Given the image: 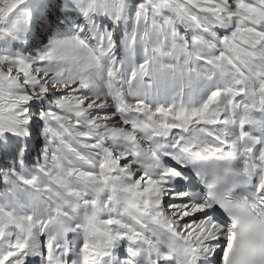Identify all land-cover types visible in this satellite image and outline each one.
I'll return each mask as SVG.
<instances>
[{"label":"rangeland","instance_id":"obj_1","mask_svg":"<svg viewBox=\"0 0 264 264\" xmlns=\"http://www.w3.org/2000/svg\"><path fill=\"white\" fill-rule=\"evenodd\" d=\"M10 1L0 0V112L7 115L0 116V231L5 229L3 237L6 234L0 243L4 240L8 247L0 250L3 256L21 243L40 244L39 239L54 237L46 216L49 200L67 186L60 172L74 175L88 171L87 166L82 167L86 161L88 165L95 164V159L99 165L104 163V156L99 158L90 148L79 147L71 136L73 130L95 146L105 147L107 155L115 151L111 156L121 169L131 162L138 168L134 160L137 150L126 153L121 147V140L131 141L126 135H132L128 124L132 112L113 105L115 93L127 103L151 106L155 111L171 109L167 115H179L181 119L168 121L158 114V131L177 127L173 128L176 136L166 140L172 144L188 128L194 138H218L210 124L222 128V123L236 120L240 110L232 114L231 105H243L242 112L256 106L251 101L254 96L245 95L252 86L249 76L242 74L230 55L237 58L239 51V59L263 82L264 0H26L5 15ZM230 27L246 40L237 42L240 47L226 31ZM223 58L233 67L222 64ZM208 63L209 72L204 69ZM112 80L118 81L114 94L108 92L115 83ZM218 90L225 96L226 114L220 107L208 105L209 97ZM196 99L208 107L211 116L201 115L203 107L192 104ZM105 104L113 108H98ZM113 115L118 117L110 120ZM186 118L194 121L192 127L185 124ZM141 119L151 131L156 129L145 116ZM122 154L129 156L120 163ZM62 161L68 169L61 167ZM164 162L169 171H180L181 184L175 182L176 190L170 181L173 176L166 179L161 172V176L150 177L144 168L135 173L136 181L143 179L144 185L136 187L151 191L160 185V208L181 223L202 227L210 217L194 208L202 204L176 211L171 208L186 202L179 196L188 188L185 175L189 174L177 169L174 160ZM68 192L76 189L68 187ZM91 208L95 211L98 206L93 203ZM39 219L44 220L42 235L31 227ZM47 256L46 248L42 259ZM43 262L37 260L36 264Z\"/></svg>","mask_w":264,"mask_h":264},{"label":"bare ground","instance_id":"obj_2","mask_svg":"<svg viewBox=\"0 0 264 264\" xmlns=\"http://www.w3.org/2000/svg\"><path fill=\"white\" fill-rule=\"evenodd\" d=\"M25 1L11 0L6 5L4 14H9L16 6ZM227 30L233 35L234 39L231 37L232 41L237 46L240 47L239 43L246 41L234 33L235 31H233L232 27L230 29L226 28ZM228 53L230 54L229 51ZM237 53L239 54L237 58L233 55H230V58L235 66L240 67L239 69L243 71V75L249 76L252 86L247 91L248 93L246 92L248 95H245L254 96L251 101L255 100L253 104L255 102L254 105L257 108L255 106L252 110L242 112L241 108L243 105L240 107L236 104L238 101H235L236 108L231 105L230 110L233 112L232 114L237 113L236 109L240 110L237 113V119L232 118V120L222 123V128L210 124L211 132H218V138L214 137L211 140L192 137L189 135L188 128L184 136L180 139L177 136V139H174L173 143L176 141L175 144L166 143V140L176 136L173 128L176 129L177 127L173 126L169 132L162 133L158 131L156 128L160 125L158 114H162L168 121H177L181 117L174 113L167 115L166 112H172L171 109L166 110V112H163V109L155 111L151 106L141 107L140 103H127L123 96L117 95V93H115L116 95L114 94L113 88H118V81L112 80L116 85H114L115 83L112 84L108 92L114 94V98H112L113 105L125 106L132 112L130 115L133 116L128 123L131 125L132 135H126L129 136L131 141L125 143L121 140L123 143L120 146L126 153L137 150L134 152V160L138 168H135L131 162L130 166L121 169L118 167L117 159L115 160L111 156L115 155V151L107 155L104 150L106 149L105 147L103 149V147L95 146L91 140L83 139L85 135L83 136L73 130L71 136L80 145L79 147L90 148L95 151L94 154L99 158L104 156V163L99 165V160L95 159V164L88 165L89 163L86 161L82 167L87 166L88 171H76L74 175H66L60 172L62 182L66 183L67 186L63 183L62 193L56 194L52 200H49V210L46 216V220H50L49 228L54 237L49 239L46 236V238H42L43 242L39 239L40 244L38 242L34 243V241L21 243L16 245V248H13L10 253H6L5 256L0 252V264H36L37 260H43V264H177L178 259L154 235V226H159L166 232L171 233L181 243L191 244L196 247L203 254L202 257L206 264L208 260L210 264H219L226 242L229 241L230 243L232 240L230 225L220 223L213 212L212 204L206 202L195 207L186 191L191 189L190 187L201 183L198 180L201 174L196 169L198 162H210L212 159L229 161L234 158L259 186L264 185V80L261 83V78H258L250 69H247V64L239 59V51ZM221 61L227 67H233L225 58L221 59ZM222 64L221 66L225 70L226 67ZM208 67L209 63L204 64V69L207 71ZM224 76L228 77L229 75L225 74ZM109 83H111V80H109ZM119 92L121 91L119 90L118 94ZM216 92L222 94L221 106L212 104L214 94L209 97L210 102L208 105H213L215 108L220 107L222 109L220 112H224L225 96L219 90ZM247 98L249 99V97ZM196 101H193L192 104L201 105L198 99ZM203 106L201 105L200 108ZM98 108L105 111L113 107H111V104H105V106ZM197 112L199 113V110ZM135 113H137V116H135ZM200 113H202V116H211L210 110L206 106L202 110L200 109ZM142 115L145 116L146 121L153 124V127L156 128H154V131H151L153 128L143 125ZM0 116L6 117L7 115L0 112ZM113 116L109 117L110 120L118 117ZM31 122L35 123L36 120L34 119ZM185 124H190L189 127H192L194 121L190 120V118L188 121L186 118ZM130 129L127 130L130 131ZM252 133L255 134L254 137H252ZM122 136H125V134ZM134 136H136V139L133 138ZM32 137H35V133ZM85 138L87 137L85 136ZM128 156L122 154L119 157V162L121 163ZM146 159L151 162V165L147 163ZM172 159L179 165L177 169L181 168L183 171L186 168L190 169L193 175H185V179L190 181V183L185 192L180 193L181 196H179L186 202L181 200L183 203L174 204L171 208L183 210L194 206V208H199L203 216L205 213H209L210 217H206L208 222L202 227L189 225L190 223H181L178 221L179 219H174L175 217H171L164 209L160 208V202L163 197L160 192V185H157L151 191H147L145 188V190L140 191L136 187V185H144L143 179L136 181L135 178V173L144 168L148 171L150 177L161 176V172H163L165 178L173 176L169 179L173 183V189L176 190L177 187L175 186L181 184V178L178 177L177 173H180V171L171 172L166 169L167 165H164L165 160H167L166 163H169L173 161ZM63 161L61 167L68 169V165ZM96 171L100 172V174ZM70 176L71 178H69ZM177 181L178 184H175ZM68 187L76 189V192L65 193ZM193 189H199V187ZM93 203L98 206L95 211L91 208ZM43 223L44 220L39 219L35 226L31 225V227L37 228L42 235ZM74 223L77 224L72 225ZM17 226L21 227V224ZM79 227L82 228V232H80ZM4 230L0 231V237L2 238H5L6 235L3 237ZM83 245L85 246L82 248ZM7 248L3 240L0 243V250ZM46 248L48 250V258L42 259L43 251ZM34 256L36 257L35 259L33 258ZM7 258L9 261L6 262Z\"/></svg>","mask_w":264,"mask_h":264},{"label":"water","instance_id":"obj_3","mask_svg":"<svg viewBox=\"0 0 264 264\" xmlns=\"http://www.w3.org/2000/svg\"><path fill=\"white\" fill-rule=\"evenodd\" d=\"M221 102V94L217 93L215 94V96L213 97V104L214 105H218Z\"/></svg>","mask_w":264,"mask_h":264}]
</instances>
